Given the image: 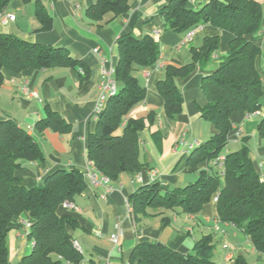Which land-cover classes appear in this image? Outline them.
Returning <instances> with one entry per match:
<instances>
[{
	"label": "trees",
	"instance_id": "16d2710c",
	"mask_svg": "<svg viewBox=\"0 0 264 264\" xmlns=\"http://www.w3.org/2000/svg\"><path fill=\"white\" fill-rule=\"evenodd\" d=\"M12 0H0V12ZM29 3L31 0H22ZM128 0H95L87 16L105 26L116 17L129 12ZM36 16L41 31L53 27V19L45 7L36 3ZM165 27L184 33L200 25L210 24L233 35L226 54L220 57L214 72L203 77L201 89L207 104L200 108L201 117L211 122L217 133L196 146L188 155L187 165L196 168L216 161L229 144L233 129L232 114H254L264 100L262 76L257 68L261 47L255 43L262 28L264 3L259 0H210L196 10L188 0H171L160 10ZM118 63L115 69L117 92L110 96L100 113L96 129L88 136L87 158L92 166L111 182L123 173H140L141 133L155 122V115L130 117V112L145 99L146 89L136 72L153 67L160 57L159 42L151 35L141 38L131 33L121 35L116 42ZM218 36L205 37L199 47L191 48V63L176 67L167 65L165 76L157 89L164 100L167 116L174 120L183 110V94L177 86L179 78L187 77L196 65L206 66L218 53ZM71 68L88 77V67L70 55L63 47L27 42L11 34H0V89L4 71L20 73L29 68ZM66 134L70 124L56 111L46 107V117L36 123ZM264 138V119L258 125ZM248 137L235 152L225 155L222 172L203 169L197 180L184 187L166 190L160 184L143 186L129 197L136 223L155 211H172L197 215L203 206L217 198L216 214L220 224L233 225L243 231L256 249L264 255V179L257 172ZM44 156L35 137L12 119L0 120V264H10L7 236L13 221L21 214L30 216L28 239L33 248L23 264H81L83 255L74 245L67 228H75L77 220L60 215L59 206L81 194L88 186L85 174L78 170H57L46 176L41 185L27 188L20 184L16 172L27 161H43ZM159 213V212H158ZM156 215V214H155ZM165 223L169 218H164ZM216 241L205 235L195 242L192 252L182 254L157 242L139 243L130 263L138 264H215ZM237 264H247L237 259Z\"/></svg>",
	"mask_w": 264,
	"mask_h": 264
},
{
	"label": "crops",
	"instance_id": "0c3cea01",
	"mask_svg": "<svg viewBox=\"0 0 264 264\" xmlns=\"http://www.w3.org/2000/svg\"><path fill=\"white\" fill-rule=\"evenodd\" d=\"M37 1L53 19L49 31H41L42 25L35 13ZM128 1L132 5L129 12L105 26H98L86 14L95 0H31L29 3L12 0L8 8L0 12V34L66 48L89 69L86 79L81 78L80 71L66 67L29 68L20 73L4 71L0 120L12 119L24 127L35 137L44 156L43 161L23 163L16 172L20 184L35 187L47 175L61 169H78L84 174L91 169L92 164L87 158L88 136L95 131L99 117L97 98L101 71L104 67L116 69V42L121 35L131 33L138 38L151 35L160 45L157 62L161 67L156 63L136 72L146 94L144 101L129 114L142 118L153 113L156 117L155 122L141 133L140 160L144 167L135 176L123 173L117 182L108 184H91L85 175L89 182L87 188L58 208L60 215H70L77 220L76 227L67 230L83 255L81 264H138L130 263V257L142 242L161 243L179 253L189 254L195 242L209 234L216 241L215 264H237L238 258L247 264H264V255L256 251L249 236L233 225L218 222L217 200L214 198L197 215L158 210L152 216L142 217L138 223L134 221L129 211V197L141 187L160 184L171 190L195 182L203 169L222 172L223 166L215 161L192 168L187 165V158L196 146L217 133L215 126L201 117L200 108L207 104L201 81L214 72L220 57L229 49L233 35L210 24L177 33L165 27L160 15V10L171 0ZM209 1L194 0L190 4L199 10ZM259 1L264 3V0ZM190 31L194 36L187 41ZM213 36L220 39L216 59L206 66L196 65L191 74L177 80L183 94V110L171 120L157 89L158 83L164 79L165 67L191 63V48L201 46L205 37ZM255 43L261 47L257 68L264 88V19ZM97 48L98 53L94 51ZM46 107L59 113L70 124L68 133L60 134L49 129L40 132L36 128V123L46 117ZM231 119L233 129L222 154L239 150L243 139L248 137L255 168L264 179V138L258 131V125L264 119V100L261 110L256 113L234 112ZM67 203L76 208L71 209ZM166 217L168 223L164 221ZM23 221H30L27 213L13 221L7 236L10 264H23L24 257L32 252L33 244L28 239ZM117 224L121 230L118 246L111 238L117 232Z\"/></svg>",
	"mask_w": 264,
	"mask_h": 264
},
{
	"label": "built area",
	"instance_id": "2783aa9c",
	"mask_svg": "<svg viewBox=\"0 0 264 264\" xmlns=\"http://www.w3.org/2000/svg\"><path fill=\"white\" fill-rule=\"evenodd\" d=\"M194 0H188V2H193ZM194 36V32L190 31L187 36L186 40L191 41ZM95 52H99V49H95ZM158 67H161V64L157 62ZM99 88V94L97 98V115H100L102 110L104 109L106 102L110 96H113L117 92V84L115 80V68L111 67H104L101 71V80L98 85ZM225 159V155L221 154L217 160L215 161L217 164H220L222 166L223 161ZM264 164V163H263ZM85 175L87 176L88 181L91 184L97 185L99 183H105L108 184L110 182L109 178L100 174L93 166L91 169H88L85 172ZM139 178V177H138ZM140 179V178H139ZM217 200V198H214ZM68 207L71 209H75L76 206L72 203H67ZM129 211L132 213V207L129 205ZM23 225L26 229L30 227V222L23 221ZM120 237H121V230H120V224H117V232L112 235V241L115 245L120 244ZM74 245L77 246V243H74Z\"/></svg>",
	"mask_w": 264,
	"mask_h": 264
},
{
	"label": "rangeland",
	"instance_id": "374dc122",
	"mask_svg": "<svg viewBox=\"0 0 264 264\" xmlns=\"http://www.w3.org/2000/svg\"><path fill=\"white\" fill-rule=\"evenodd\" d=\"M213 58H215L216 59V57L214 56ZM217 165H220V164H217Z\"/></svg>",
	"mask_w": 264,
	"mask_h": 264
},
{
	"label": "water",
	"instance_id": "95a60500",
	"mask_svg": "<svg viewBox=\"0 0 264 264\" xmlns=\"http://www.w3.org/2000/svg\"><path fill=\"white\" fill-rule=\"evenodd\" d=\"M39 185H41V183Z\"/></svg>",
	"mask_w": 264,
	"mask_h": 264
}]
</instances>
